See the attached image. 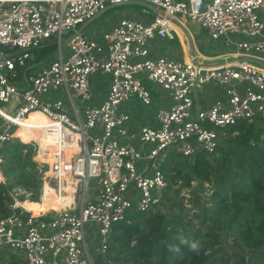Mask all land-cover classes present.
<instances>
[{"label":"built area","instance_id":"built-area-1","mask_svg":"<svg viewBox=\"0 0 264 264\" xmlns=\"http://www.w3.org/2000/svg\"><path fill=\"white\" fill-rule=\"evenodd\" d=\"M132 1L163 15L123 18L100 39L79 33L108 6ZM263 10L264 0H0V154L20 139L28 115L41 113L49 120L45 132L59 138L54 189L61 194L64 179L77 182L73 202L60 212L34 216L23 208L0 219V252L24 264H96L116 224L161 206L168 187L161 166L170 155H212L219 131L264 116L260 65L154 58L149 47L174 42L185 20L208 32L228 57L264 63ZM51 43L54 60L26 73L35 52ZM159 99L153 122L131 131L132 106L149 108ZM73 145L78 151L67 162L63 151ZM87 226L99 237L96 259ZM257 258L264 264V245Z\"/></svg>","mask_w":264,"mask_h":264},{"label":"trees","instance_id":"trees-1","mask_svg":"<svg viewBox=\"0 0 264 264\" xmlns=\"http://www.w3.org/2000/svg\"><path fill=\"white\" fill-rule=\"evenodd\" d=\"M55 51L53 43L44 47L38 62L51 61ZM21 134L25 144L15 140L0 154L7 179L1 183L0 173V219L15 213L16 189L27 191L31 203L26 204L40 207L47 166L41 168L33 161L34 147L26 144L38 142L37 158L46 154L47 146ZM219 134L214 154L199 152L192 158L172 154L161 166L168 181L161 206L170 210V217L160 206L145 214L135 213L129 223L116 224L107 255L98 257L96 264H257L264 245V116ZM183 190L189 191V210ZM186 211L194 213L190 216ZM5 254L0 252V256ZM11 255L14 264H24Z\"/></svg>","mask_w":264,"mask_h":264},{"label":"rangeland","instance_id":"rangeland-1","mask_svg":"<svg viewBox=\"0 0 264 264\" xmlns=\"http://www.w3.org/2000/svg\"><path fill=\"white\" fill-rule=\"evenodd\" d=\"M143 10L144 9L142 7H138V6H121V7H116V8L110 9L104 15H102L99 19H97L95 22H93L91 25H89L84 30V34L87 35V36L93 37L95 39H100V38L103 37V35L105 33L111 31L115 27V25L119 22V20H121L123 18L136 17V18H142L144 20H149L148 17L149 18H153L155 16L154 13H151L150 12V14H148V17H146L143 14ZM190 25L191 24H189V26ZM193 28L197 29V31H196L197 33L195 34V36L196 37L197 36L199 37L198 33H199V30L200 29H198L196 25L195 26L193 25ZM179 33H180V31H179ZM201 34H202V36H200L199 38L197 37L198 43L201 42V39H202V41L204 39H205V41L209 39V36L204 31H201ZM209 43H211V42H209ZM206 45H208L207 42H206ZM198 46L200 48L206 47L209 50V48L207 46H205V43H202V44H200ZM208 46H210L211 49L214 48L215 50L221 48V47L213 46L212 44H209ZM156 47H157L158 50L161 49V47H159V46H156ZM220 50H221V53L223 55L222 56L223 58H227L228 57L227 54H231V52L226 51L223 48L220 49ZM35 53L38 54L40 52H35ZM221 53L218 52L216 54L219 55ZM37 70H39V68ZM95 79L100 80V81L103 80V78H102L101 75H96L95 76ZM19 80H20L19 81V84H18L19 87H23L24 85L21 83L23 81V72L20 73ZM153 87L156 88L155 86H153ZM104 94H105V92H104V88H103V91L101 92V96L100 97L103 98L104 97ZM63 99H64V96H63ZM136 115H138V117H139V116L142 115V112H138ZM38 117H39V119L37 120V122H39V123L44 122V121L48 122L47 120H44V116H41V115H33V116H31L29 118V120H33V119L38 118ZM21 131L23 132V134H27V135L32 136L33 138H35V136L33 134L34 133L33 131H30V130H28V131L21 130ZM19 141L22 144H25L21 139H19ZM26 145H30V146H33L34 147L35 155L33 157V161L35 163H37L38 165H40L41 168L44 165L47 166V172H44V175L42 177L43 183L45 184L46 181H48L49 183L51 182L50 185L52 187H55V182H54L53 178H47L48 177L47 176V173H48L49 170H51L50 163L47 162V161H44V160H43L44 162H40V160L37 158L38 155H39L38 154L39 153V150H40V146H39L38 142H34L33 141V142L27 143ZM23 152L26 153V151H23ZM4 171H5V160L0 155V173H1L2 177H3V180H2L1 183H6L7 182V179L5 177ZM43 187H44V185H43ZM76 187H77V185H76ZM91 187H92V190H91L92 192H90V193H95V189L94 188L97 187L96 186V183L95 182H92V186ZM13 197H14V200H15V204H17L18 202L22 203L20 201L21 198L27 199L24 203H28V204L31 203L29 201V194L24 189H16V190H14ZM182 197L186 199V201H185L186 208L189 210V208H190V205L188 204L189 199H190L189 191L183 190ZM39 203H41V199L39 200ZM56 206H58L59 208H61L63 210L65 209L64 207L56 204V205H54L51 208L44 209L43 213H41V214H44V213H47V212H51V211L52 212H54V211L55 212L56 211L59 212L57 209H55ZM160 209L162 210V212L164 214H166L168 217H170V210L168 208H166V206L165 207L164 206H161ZM186 213L191 216V215H193L194 212L186 211ZM88 227H90V226H87V228ZM97 240H99V237L97 236V233L94 232V231H92V230H90V228H88L87 243H88L89 248H90V251L92 252V254L95 257V259H96V256H95V248L97 246ZM11 257H12L11 253L5 254V256H0V264H14L13 261H12V259H11ZM17 260H18V257H17ZM14 261H16V259Z\"/></svg>","mask_w":264,"mask_h":264},{"label":"crops","instance_id":"crops-1","mask_svg":"<svg viewBox=\"0 0 264 264\" xmlns=\"http://www.w3.org/2000/svg\"><path fill=\"white\" fill-rule=\"evenodd\" d=\"M261 16H262V19L264 20V10L261 12ZM148 19H151V18H148ZM181 22H182V26L181 25L179 26L180 33H178V37L174 42L169 43L167 41L155 40L149 44L152 57L155 58V57L167 56L171 59L178 60V61H186L188 59L189 60H196V61H199L203 64H208V65H212V66L223 65L226 62L232 61L233 59L244 58L241 56H234L237 58H232V56L227 57V58H223L222 57L223 55H222L220 49L223 48L226 51H228L223 45L213 43L210 38L206 41H205V39L203 41L201 39V42L198 43V39H197L198 36L197 37L195 36V34L197 33L196 32L197 29H195L196 27L193 28L194 24L187 23V22H185V20H181ZM189 24H191V25L189 26ZM181 27L184 28L190 34V36L192 38V41L194 44L193 55L191 54V50L189 48L187 39L181 31L182 30ZM197 28L200 29L199 33H198L199 37L202 36L201 31H204L208 35V32H206L205 30H203L199 26H197ZM206 42L208 43V45L212 44L213 46H217V47H221V48L217 49V50H215L214 48L211 49L210 46L206 45ZM209 42H211V43H209ZM202 43H205V46H207L210 51L206 47H203V51H201V49L198 45H200ZM156 46L161 47V49L158 50ZM40 51L41 50H38L36 52H40ZM218 52L221 54L217 55L216 53H218ZM35 56H36V62L34 64H32L30 67H32L33 65L42 63L43 65L38 67V68H41L44 65H46L49 62L54 60V54H53V59L51 61H48V62H45V61L38 62L39 53L38 54L35 53ZM28 69L26 71V73H28V74H31L32 72H35L37 70V69H34L31 71H28ZM152 88L157 91L156 88H154V87H152ZM160 96L162 97V99H166L163 92H160ZM162 99L155 100L154 103L152 104V106L149 108H145V107L139 105L138 103H135V105L132 106V114H133L134 120H133V126H130L131 131L137 132L139 130V128L142 127V125L151 124L153 122V119L156 115L157 110L162 106V101H161ZM207 101H208V98L204 101V103ZM138 112H142V115L139 117H138V115H136ZM75 190H76V187H75ZM20 209L23 210L22 208H20Z\"/></svg>","mask_w":264,"mask_h":264},{"label":"bare ground","instance_id":"bare-ground-1","mask_svg":"<svg viewBox=\"0 0 264 264\" xmlns=\"http://www.w3.org/2000/svg\"><path fill=\"white\" fill-rule=\"evenodd\" d=\"M186 61L189 62L190 60L188 59ZM33 115L44 116L43 114L38 113V112H33V113L29 114L27 117L26 123L23 124V126L18 129L16 136H18L20 139L24 140L23 136L21 134V130L33 131L35 138L47 146L46 154L43 157H39L38 159L47 161L50 163V165H53L56 162L57 154L59 153V146H58L59 138L57 135H50V134H47L45 132L43 127H45L48 124V122H46V121L41 122V123L37 122L39 117L35 118L33 120H29V118ZM44 120L49 121L45 116H44ZM77 151H78L77 145H73L71 147H66L63 151L65 161L69 162L71 160V158L73 157V155L77 153ZM47 176H48L47 178H53L55 185H56V175L52 172V170L48 171ZM50 183L48 181H46V183L44 184L43 194L41 197V203L39 205L40 207L31 206V205H28L24 202H22V203L18 202L17 205L19 208H17V210H21L20 208H22V209L24 208L25 210L31 212L34 216H40V215H42L41 213H43L44 209L51 208L56 204H58L64 208H67V206L73 202V196L72 195H73V193H76L75 187L77 185V182L70 179V178L64 179L61 182V184H62L61 194L57 193L56 190L54 189V187H52L50 185ZM17 210H15V211L13 210V211L16 213ZM6 253H9V252H6ZM11 254H13V253H11Z\"/></svg>","mask_w":264,"mask_h":264},{"label":"water","instance_id":"water-1","mask_svg":"<svg viewBox=\"0 0 264 264\" xmlns=\"http://www.w3.org/2000/svg\"><path fill=\"white\" fill-rule=\"evenodd\" d=\"M121 6H138V7H142L144 10H148L151 13H154L155 15H163V13L154 5L146 3V2H142V1H132L129 3H125V4H116V5H110L108 6L105 10L101 11L99 14H97L94 18H92L91 20H89L86 24H84L80 29H79V33L83 32L89 25H91L93 22H95L97 19H99L102 15H104L108 10L116 8V7H121ZM181 31L184 34V36L187 39L189 48L191 50V54L193 55V51H194V44L192 41V38L190 36V34L181 27ZM233 62H244V63H255L257 65H260L261 67L264 68V63L259 61L256 58H241V59H233L232 61H230V63ZM42 63L33 65L32 67H30L28 69V71L37 69L38 67L42 66ZM238 260L242 261L243 263H245L247 261V259L245 257H242L240 255H234Z\"/></svg>","mask_w":264,"mask_h":264},{"label":"clouds","instance_id":"clouds-1","mask_svg":"<svg viewBox=\"0 0 264 264\" xmlns=\"http://www.w3.org/2000/svg\"><path fill=\"white\" fill-rule=\"evenodd\" d=\"M192 247H193V248H195V247H196V245H195V244H193V245H192Z\"/></svg>","mask_w":264,"mask_h":264}]
</instances>
